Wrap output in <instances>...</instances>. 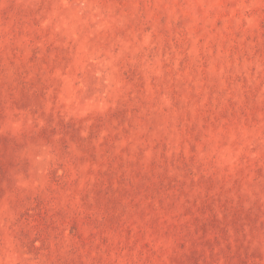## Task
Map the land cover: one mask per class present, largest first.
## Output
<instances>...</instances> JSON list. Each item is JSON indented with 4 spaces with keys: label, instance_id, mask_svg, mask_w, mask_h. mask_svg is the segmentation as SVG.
<instances>
[{
    "label": "rangeland",
    "instance_id": "obj_1",
    "mask_svg": "<svg viewBox=\"0 0 264 264\" xmlns=\"http://www.w3.org/2000/svg\"><path fill=\"white\" fill-rule=\"evenodd\" d=\"M0 264H264V0H0Z\"/></svg>",
    "mask_w": 264,
    "mask_h": 264
}]
</instances>
